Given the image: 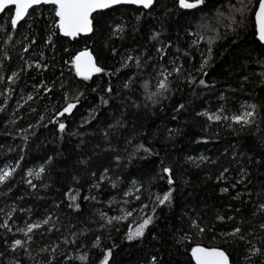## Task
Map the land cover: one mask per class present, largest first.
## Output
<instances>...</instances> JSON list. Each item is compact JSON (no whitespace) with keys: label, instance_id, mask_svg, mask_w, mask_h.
I'll return each instance as SVG.
<instances>
[{"label":"trees","instance_id":"obj_1","mask_svg":"<svg viewBox=\"0 0 264 264\" xmlns=\"http://www.w3.org/2000/svg\"><path fill=\"white\" fill-rule=\"evenodd\" d=\"M39 11L48 15L46 8ZM181 11L175 6V0H155L151 9L118 6L115 11L106 12L105 20L109 24L124 25L122 36L109 39L110 33L105 27L95 35L80 36L78 42L54 36L52 45L45 43L48 33L42 23L29 29L31 17H28L27 23L21 21L18 24L19 31L16 32L10 27L8 13L0 15V27L13 36L5 44V31H0V74L5 77L11 75L9 69L19 73L15 84H9L7 79L0 82V93L11 89L7 97L0 95V107L5 109L0 111V168L16 167V161L20 160V167L7 182L8 186L0 185V209H3L0 211V224L7 220L6 213L16 209L9 221L13 231L0 228V252L7 247L5 240L10 244L12 239H23L17 228L25 227L27 222L41 219L46 214H52L53 222L60 229L50 233L44 229L35 230L30 245L31 255L22 250L6 252L0 258L3 264H8L14 256L21 259L22 264H45L53 246H58L57 257L64 252L70 254L72 264H99L101 253L108 249L112 252L108 264H149L153 255L162 264H192L190 247L197 244L227 247L232 251L236 264H245L241 253L250 246L238 240L225 245L219 236L220 232L230 231L242 218L249 221L242 225L244 231L254 233L248 239L264 249V240L261 239L264 232L259 228L264 217L251 214L258 203L264 202V122H261V117H264V76L259 75L264 72V66L257 63L264 60L261 55L264 47L258 46L251 35V27L241 31V39L235 45L231 43L234 38L231 36L217 41L212 60L204 69L207 72L205 76L196 69L200 67L201 52L206 50V45L202 41L200 46L189 47L194 37L188 36L187 31L190 26L195 27L196 20L191 15L181 16ZM138 15L141 17L139 21L136 20ZM200 15L196 13L197 18ZM154 32L159 36L156 41H151L149 37ZM24 36L30 39L35 36L37 41L27 53L22 51L23 45L29 43L23 39ZM168 44L171 48H165V58L160 63L171 68L170 61L179 57L176 63L182 65L184 71L179 76L170 77L173 90L167 94L168 99L156 106L145 99L143 80H137L131 89H123L127 77L138 71L133 62H129L131 69H123L113 76L97 74L92 80L81 81L78 85L76 81L79 78L73 80L64 64L68 59L65 48L74 53L87 47L99 57L100 64L114 71L120 67L121 57L126 53L151 55L155 59L156 47ZM112 48L116 49L117 55L113 56ZM185 51L188 56L183 55ZM41 53L44 59L40 62L48 65L47 69L29 67L40 60ZM5 54L10 56L9 60L3 59ZM156 66L144 72V80L153 91ZM189 75L196 78L191 86L186 82ZM201 78L207 87L198 84ZM65 79L72 80L73 88L79 87L85 95L70 117L60 118L66 124V131L60 133L58 125L48 121L64 103L59 85ZM41 80L49 86L55 82L56 89L50 98H43L42 93L40 97L36 96L33 85ZM109 83L114 89L110 97L101 91ZM92 88H97V92H92ZM29 94L34 96L32 101H27ZM100 95L109 99L107 106H99ZM133 102L139 107H134ZM179 104L184 108L177 113L174 109ZM249 104L257 105L259 130L255 125L243 129L240 125L228 127L231 121L210 122L197 115L199 112L217 113V109L222 107L224 111L217 114L230 117L251 110L246 108ZM94 106L99 107L93 114L96 118L92 119L89 110ZM33 108L35 112L31 111ZM40 114L45 116L42 123L47 127L35 126ZM84 118H88L89 123L81 127ZM118 120L125 127L108 129L109 124ZM30 124L34 127L29 128ZM106 129L109 132L107 138L104 135ZM169 129L174 131L170 133ZM24 136L28 137L27 141ZM129 138H132L131 144L126 143ZM140 143L150 145L156 154L142 158L145 156L142 151L135 152V146ZM117 155L121 157L119 165L114 159ZM200 156H206L215 163H201ZM48 157L53 159L45 165L46 171L41 179L27 175L28 169L35 171ZM188 157L195 158V162L189 161ZM81 160L87 163L81 164ZM161 162L174 170L172 203L157 207L154 222L145 230L144 236L131 242L125 239L128 225L135 227L138 219L135 213L115 227L96 231L102 223L99 211L108 216L119 215L122 207L138 208L140 203H144L149 207L140 215H153L149 195L152 194L153 198L155 194L162 195L169 187L166 180L153 179L160 172ZM106 167L110 169L109 180L100 189L92 188V172H96L98 177ZM224 168H229L227 179L217 180ZM241 168L245 170L243 181L233 188L232 185L241 177ZM73 177H78L80 183L76 184ZM117 177L120 178L118 181ZM133 179L141 180L147 190L140 201L134 199V193L130 204L125 205L123 200L129 198L123 197V191ZM28 180L36 187L30 188L26 183ZM111 181L117 182L116 188L111 187ZM223 187H228L229 192L222 193ZM237 193L240 198L233 199ZM72 195L77 197L75 203L82 206L79 214L67 208ZM85 195L96 196L99 203L84 201ZM110 200L115 202L109 204ZM55 204L61 206L55 208ZM217 215L233 216L235 220L221 222L216 219ZM190 219H198L202 226L212 227L214 231L201 236L189 230ZM81 229L87 234L79 236L76 245L63 243L65 238L76 239L71 233H79ZM185 233L188 239L178 244L177 239ZM97 235L101 236V243L93 248ZM42 248H48L49 252H41ZM80 254H87V259H76ZM257 259L264 261V255L253 257V261ZM62 264H67V261Z\"/></svg>","mask_w":264,"mask_h":264},{"label":"snow or ice","instance_id":"obj_2","mask_svg":"<svg viewBox=\"0 0 264 264\" xmlns=\"http://www.w3.org/2000/svg\"><path fill=\"white\" fill-rule=\"evenodd\" d=\"M136 5L140 6L143 9H151L154 6V0H0V14L5 12L8 13L10 27L13 31L18 32V24L21 21L25 23L28 22L27 18L31 17V23H29V29L32 28L34 24L42 23L47 31L48 35L45 40V43L48 45H52L53 37H65L69 38L72 41L78 42V38L81 35L88 36V34L95 35L97 31H102L105 27L109 30V39L113 37H120L124 33V25L119 23L109 24L107 20H105V15L107 11H115L118 6H130ZM175 6L182 10L180 12L181 16L191 15L194 20H196L195 27L189 28L187 31V35L194 37L192 39L190 48H194L201 45L203 41L206 45V50L201 52V63L200 67L196 69L197 72L203 73V75H207V72L204 71L206 66L209 65L210 61L213 57V48L217 41L227 40L230 36L234 37L231 40V43L235 45L237 40L241 39L240 33L243 30H246L248 27H251L252 32L251 35L254 37L259 47H264V0H236V3H232V0H228V3L225 4V0H175ZM41 8H46L48 11V15L45 16L43 11H39ZM31 10V12H30ZM196 13H200L201 15L197 18ZM42 18V19H41ZM140 16L136 17V20H140ZM223 29V31H221ZM0 31H5L6 39L4 43L7 44L8 41L13 39V36L10 32H7L5 29L0 27ZM159 33H153L149 39L151 41H156L158 39ZM24 40H28L29 43L23 45L22 51L27 53L30 50L31 45L36 44V37L32 36L31 39L29 36H24ZM107 47V45H105ZM171 48V44L161 45L156 47L155 51L157 53V57L154 59L151 55L145 56L144 54H131L126 53L121 57L120 67L111 71L104 67L99 62V57L94 54L93 50H89L85 47L83 50L70 52L68 48H65L64 51L68 53V59L64 61V64L67 65L68 71L71 74L73 80L75 78H79L76 81L77 85L81 81H89L92 80L94 75L97 74H106L109 76L116 75L121 72L123 69H131L132 64L129 62H133L135 68L138 70L134 72L131 76H128L125 82L123 83V89H131L137 80H143V92L145 95V99L149 101L153 106L160 104L163 100L168 99V93L172 92V80L170 77L179 76L183 71V66L176 63V60L179 57L174 58L170 61L172 67H165L160 61L165 58V48ZM179 51V49H178ZM113 56L117 55V51L115 48L111 49ZM184 56H188L189 53L187 51L183 52ZM264 56V52L261 53ZM23 59V57H21ZM3 59L9 60L10 56L5 54ZM44 59L43 53L40 54V60H38L34 65H29V67H34L37 70H46L48 65L42 64L40 61ZM257 63L264 66V60H258ZM155 67V76H156V84L155 90H151L149 87V83L147 80H144V72L147 71L148 68ZM2 67V65H0ZM11 71V75L5 77L3 74H0V82H3L5 79L9 82V84H15L16 79L19 76L17 71ZM64 74L61 73V76ZM259 75L264 76V72ZM243 79H247V77H243ZM186 82L191 86L196 82V78L189 75L186 78ZM264 83V81H262ZM198 84L200 86L207 87L205 80L203 78L199 79ZM36 90V96L40 97L41 93L43 94V98H50L51 93L56 89L55 82L51 86L45 83L44 80H41L38 84L33 85ZM59 89L62 92L63 96V105L55 111L54 116L49 119L48 123L58 125V131L60 133H64L66 131V124L62 122L60 118L67 119L73 113V110L77 108L80 104L82 98L85 93L79 89V87L73 88L72 80L65 79L59 85ZM11 89H6L5 93H0V95H5L7 97V93L10 92ZM92 92H97V88H92ZM103 93H106L109 97L113 93L114 89L111 83H109L108 87L103 88L101 90ZM34 96L29 94L27 96V101H32ZM109 104V99L105 97V95H100V105L99 106H107ZM94 106L89 110V117L95 119L96 117L93 115L97 111V107ZM134 107H139V104L133 102ZM23 107V105H21ZM147 107V104L145 105ZM184 108L183 104H179L175 107L174 111L179 113ZM247 109L240 112L239 114H233L230 117L227 115H220L217 113H222L224 109L221 107L217 109V113H208V112H199L198 116H204L210 122H219L221 120L228 122V127H232L233 125H240L243 129L245 127H251L255 125L257 130H259V124L257 123V105L249 104L246 106ZM3 107H0V111H4ZM32 112H35L36 109H31ZM47 111V109H45ZM176 117L174 116L173 119ZM45 116L40 114L39 120L36 122L35 126L47 127L46 124H43ZM261 122H264V117H261ZM15 123V121H13ZM89 123L88 118H84L81 124L83 127L85 124ZM34 127V125H29V128ZM125 124L118 120L114 124H109L108 129L113 128H123ZM21 131H25L21 129ZM170 133L174 130L169 129ZM105 138L109 135L108 130L106 129L104 132ZM23 139L27 141L28 137L24 136ZM126 143L131 144L132 138H129ZM111 151H115V149H109ZM143 152L145 154L144 159L147 156L155 155L153 149L150 145H145L143 143L137 144L135 146V152ZM23 159V157H21ZM52 157H48V159L41 164L38 169L35 171L32 169L27 170L28 176H34L37 180L41 179L42 173L46 171L45 165L50 164L52 161ZM115 162L117 165L120 164L121 157L115 156ZM189 161L195 162V158L188 157ZM199 161L215 163V161L210 160L206 156H200ZM129 162H131V156L129 158ZM81 164H86L87 161L81 160ZM199 166V165H197ZM17 167H20V160L16 161V167H5L0 168V185L8 186L7 182L11 179L13 174L17 171ZM109 168H104L103 172L99 174L97 177L96 172H92L93 183L91 187L94 189H100L101 185L109 180ZM229 172V168H224L223 171L220 172L219 176H217V180L227 179V173ZM241 177L239 180L232 185L235 188L238 184L243 181V176L245 174V170L243 168L240 169ZM73 181L76 184L80 183L78 177H73ZM120 178L117 177V181ZM159 180H166L168 184V190L165 191L162 195L155 194L149 195V200L152 204V213L153 215H140L143 213L145 209L149 207L148 204L140 203L138 208H120L119 215L108 216L105 212L99 211V220L102 223L99 224L100 229L115 227L121 221H124L128 218L133 217L134 213L137 215L138 219L136 220L135 227L132 225H128V230L125 234V239L129 242L137 240L144 236L145 230L154 222L155 212L157 207L171 205L173 198V185L175 183L174 180V170L168 166H163V162H161L160 172L153 178ZM30 188H35L36 185L32 183L31 180L26 181ZM111 187L116 188L117 182L111 181ZM10 190V189H9ZM144 187V183L139 179H133L129 182V186L126 190L123 191V197H127L129 199L123 200L125 205L130 204L131 198H133V194L135 193L134 199L136 201H140L143 195V192L146 191ZM222 193H228L229 188L223 187L221 188ZM251 196V193H248ZM240 198V194L237 193V196H234L233 199ZM70 202L67 204V208L72 212L79 214L81 212V204L75 203L77 197L72 195L69 197ZM84 201H96L97 197L94 195H85L83 196ZM115 201L110 200L109 204L114 203ZM60 204H55V208H59ZM3 211V209H0ZM16 211L13 208L11 211L6 213L7 220L3 224H0V228L6 229L8 232H12V228L9 224V221L13 219L12 212ZM21 212L25 211V209H20ZM27 211H31L28 209ZM236 212H240V209H236ZM252 216L256 217L257 215L264 217V202L258 203L255 206V209L252 211ZM216 219L218 221H234L235 218L233 216H223L217 215ZM245 223H249V221L244 220L243 218L239 223H236L235 226L230 231H223L219 233V236L222 240V243L225 245H232L237 240L241 241L244 245H249L244 253H241L243 256V260L245 264H264V261H260L257 259L253 261V257L259 258L261 255H264V249L257 247L255 244H252L251 240L248 239L249 236H253L254 233L251 231L245 232L242 225ZM48 225H52V227H47ZM71 227V225H69ZM189 230L198 233L203 236L206 232L214 231V228L208 226H202V221L198 219H190V223L188 225ZM259 228L262 232H264V220L259 223ZM44 229L46 232L60 231L59 228L56 227L55 223L52 220V214H46L43 218L27 222L25 227H19L16 229L17 232L22 233L23 239H12L9 244L7 240L4 241L5 248L4 252H0V258L5 256L6 252L16 253L17 251L22 250L25 254L31 255L30 253V245L33 241V235L35 234V230ZM119 231V228H116ZM91 231V230H89ZM43 236V232L40 233ZM87 233L81 229L79 233H71L72 236L76 237V239L69 240L65 238L63 243L65 245H76L79 239V236L86 235ZM155 238V237H154ZM188 239L187 233L180 236L177 239L178 244H183ZM264 240V237H261ZM101 243V236L97 235L92 243V247H99ZM58 246H53L51 251L49 252L48 248L40 249L41 252H49L48 259L45 261V264H62L63 261H67V264H72L73 257L64 252L60 253L59 257H57ZM102 259H100L99 264H108L109 257L112 255L111 249L103 251L101 253ZM190 257L192 264H236V260L233 259V253L227 247L220 246H201L197 244L195 246L190 247ZM80 261H85L87 259V254H80L75 257ZM0 264H3V261L0 260ZM8 264H22V260L13 257ZM149 264H162L161 260H158L157 256L153 255L149 261Z\"/></svg>","mask_w":264,"mask_h":264},{"label":"water","instance_id":"obj_3","mask_svg":"<svg viewBox=\"0 0 264 264\" xmlns=\"http://www.w3.org/2000/svg\"><path fill=\"white\" fill-rule=\"evenodd\" d=\"M155 1V0H154ZM130 6H134V7H138V8H142V7H140V6H136V5H130ZM1 15V14H0ZM89 35H91V34H88V36ZM81 37H86V36H84V35H81ZM69 39V38H68Z\"/></svg>","mask_w":264,"mask_h":264},{"label":"rangeland","instance_id":"obj_4","mask_svg":"<svg viewBox=\"0 0 264 264\" xmlns=\"http://www.w3.org/2000/svg\"><path fill=\"white\" fill-rule=\"evenodd\" d=\"M245 111V110H244Z\"/></svg>","mask_w":264,"mask_h":264}]
</instances>
